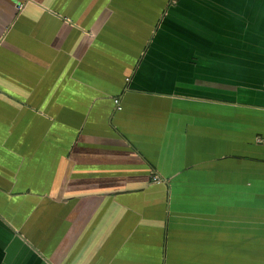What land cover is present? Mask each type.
Here are the masks:
<instances>
[{
  "label": "crops",
  "instance_id": "crops-1",
  "mask_svg": "<svg viewBox=\"0 0 264 264\" xmlns=\"http://www.w3.org/2000/svg\"><path fill=\"white\" fill-rule=\"evenodd\" d=\"M0 264H264V0H0Z\"/></svg>",
  "mask_w": 264,
  "mask_h": 264
},
{
  "label": "built area",
  "instance_id": "built-area-1",
  "mask_svg": "<svg viewBox=\"0 0 264 264\" xmlns=\"http://www.w3.org/2000/svg\"><path fill=\"white\" fill-rule=\"evenodd\" d=\"M115 103H116V105H117V109H118V110H121L122 107H121V105H120V101H119V99H115ZM153 181L156 182V183H160L162 180L160 179V177L155 176V177H153Z\"/></svg>",
  "mask_w": 264,
  "mask_h": 264
}]
</instances>
